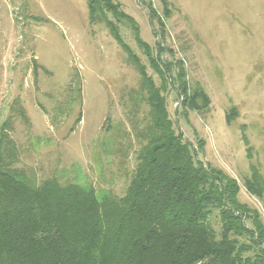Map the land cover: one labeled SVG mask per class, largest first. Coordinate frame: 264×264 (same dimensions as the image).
<instances>
[{"label":"rangeland","instance_id":"rangeland-1","mask_svg":"<svg viewBox=\"0 0 264 264\" xmlns=\"http://www.w3.org/2000/svg\"><path fill=\"white\" fill-rule=\"evenodd\" d=\"M114 1L152 47L147 3L160 15L190 90L211 100L189 111L174 91L166 93L176 131L194 145L204 141L199 159L236 179L240 201L264 219V199L245 187L253 167L264 179V0ZM116 26L160 87L130 25ZM148 113L139 73L107 27L90 24L88 0H0V127L11 120L17 168L38 183L58 177L121 197L144 146L136 133Z\"/></svg>","mask_w":264,"mask_h":264},{"label":"trees","instance_id":"trees-1","mask_svg":"<svg viewBox=\"0 0 264 264\" xmlns=\"http://www.w3.org/2000/svg\"><path fill=\"white\" fill-rule=\"evenodd\" d=\"M147 7L154 47L120 3L88 0L90 24L105 25L127 54L149 106L148 121L136 133L144 146L124 195L99 194L58 177L38 183L16 167L19 152L6 120L0 127V264H264L261 212L240 201L236 179L199 159L204 141L194 145L175 129L166 93L174 91L189 111H202L211 100L190 90L184 62L165 44L164 21L150 2ZM108 13L130 25L160 87ZM245 187L264 199L256 168Z\"/></svg>","mask_w":264,"mask_h":264}]
</instances>
